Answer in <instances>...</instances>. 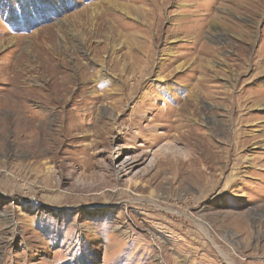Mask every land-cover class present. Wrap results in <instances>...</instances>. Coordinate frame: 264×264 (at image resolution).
Here are the masks:
<instances>
[{"label": "rangeland", "instance_id": "rangeland-1", "mask_svg": "<svg viewBox=\"0 0 264 264\" xmlns=\"http://www.w3.org/2000/svg\"><path fill=\"white\" fill-rule=\"evenodd\" d=\"M0 264H264V0H0Z\"/></svg>", "mask_w": 264, "mask_h": 264}, {"label": "bare ground", "instance_id": "bare-ground-1", "mask_svg": "<svg viewBox=\"0 0 264 264\" xmlns=\"http://www.w3.org/2000/svg\"><path fill=\"white\" fill-rule=\"evenodd\" d=\"M173 34V33H172ZM18 66V65H17ZM24 75V74H23ZM61 80V79H60ZM63 82V81H62ZM64 84V83H63ZM63 86H65V85H63ZM68 88V87H67ZM35 90H38V89H34L33 91H35ZM58 95V94H57ZM12 103V102H11ZM12 106L18 111V117H17V121H18V123H19V125H21L20 123H21V120H24V117H25V111H24V108H23V104H20V103H18L17 101L16 102H13L12 103ZM51 106V105H50ZM46 108H45V111L47 110V106H45ZM16 111V112H17ZM44 111V112H45ZM29 119V118H28ZM28 121V120H27ZM30 126V125H29ZM25 127H27L26 125H25ZM28 128V127H27ZM24 131H25V128H22V129H18V132H17V135L18 136H20L22 133H24ZM24 135V134H23ZM124 170V169H123Z\"/></svg>", "mask_w": 264, "mask_h": 264}]
</instances>
